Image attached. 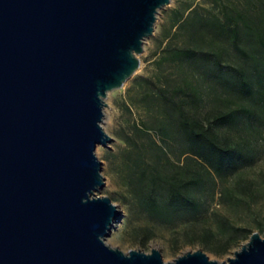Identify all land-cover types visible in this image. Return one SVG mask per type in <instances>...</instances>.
I'll return each mask as SVG.
<instances>
[{
	"label": "water",
	"instance_id": "water-1",
	"mask_svg": "<svg viewBox=\"0 0 264 264\" xmlns=\"http://www.w3.org/2000/svg\"><path fill=\"white\" fill-rule=\"evenodd\" d=\"M169 2L0 0V264H264L257 231L222 261L106 242L120 211L97 194L105 98Z\"/></svg>",
	"mask_w": 264,
	"mask_h": 264
},
{
	"label": "trees",
	"instance_id": "trees-1",
	"mask_svg": "<svg viewBox=\"0 0 264 264\" xmlns=\"http://www.w3.org/2000/svg\"><path fill=\"white\" fill-rule=\"evenodd\" d=\"M182 15L175 13L174 26ZM212 25V31L228 41L241 61L223 64L222 51L213 40L202 37V27L207 28L201 23L182 46L167 43L154 60L151 75L139 78L148 121L137 130L145 134L146 142L138 146L129 140L132 146L126 150L125 159L127 181L142 212L160 223L188 224L185 235L201 242L213 238L208 224L213 218L233 233L220 241L219 250L223 252L240 238L234 235L237 228L227 216L209 211L197 192L211 172L217 177L234 176L252 164L258 153L245 132L255 127L264 131V0L222 2ZM184 62L199 65L201 76L239 99L238 107L222 111L213 106L214 99L204 97L198 77L183 68ZM208 104L209 110L205 109ZM219 126L233 127L239 135L236 139L221 138L216 130ZM149 131L159 136L160 143ZM172 135L183 144L182 161L171 160L163 146ZM212 183L211 194L215 187ZM236 193L243 197H236ZM219 196L235 205L253 199L255 190L252 181L237 177L233 185L221 189Z\"/></svg>",
	"mask_w": 264,
	"mask_h": 264
},
{
	"label": "rangeland",
	"instance_id": "rangeland-1",
	"mask_svg": "<svg viewBox=\"0 0 264 264\" xmlns=\"http://www.w3.org/2000/svg\"><path fill=\"white\" fill-rule=\"evenodd\" d=\"M229 1L237 0H170L159 11L154 30L143 43V50L138 54V68L120 88L110 91L105 98L107 106L104 107L102 126L112 140L108 143L109 147H96V155L101 161V172L104 176V185L97 194L108 196L120 211V216L106 237V242L111 246L122 251L140 249L144 252H149L151 247H154L160 251L165 261H170L185 251L200 248L210 258L222 261L231 257L233 252L248 240L252 232L257 231L264 237V131L261 128L255 127L245 132L258 150L253 163L234 176L217 177L211 172L207 175L208 181L197 192L209 211L227 216L237 228L234 235L240 238L234 240L223 252L219 250L221 242L233 235L232 230L221 228L215 219L211 218L208 224L213 229V238L201 242L185 235L184 230L188 225L186 223L177 221L175 224H165L150 219L136 204L126 176L129 171L125 153L132 146L130 141H136L138 146L146 142L145 134L137 130L142 122L148 121V111L141 100L143 85H140L139 78L151 75L154 60L159 57L167 43L174 47L182 46L183 42H187L188 38L195 34L193 30L199 28L201 23L207 28L205 30L202 27V37L213 40L214 46L222 51L223 64L236 65L241 61L228 41L221 34L212 31V22L215 21L220 3ZM178 12L183 13L182 20L174 26L173 17ZM183 68L198 77L204 97L208 100L214 99L213 106L222 111L238 107L239 99L201 76L199 65L184 62ZM141 83L144 84L143 81ZM131 98L135 100L132 101ZM155 109L154 105L153 112ZM205 109L209 110L210 104ZM216 130L221 138L236 139L239 135L233 127L219 126ZM149 133L160 143L159 136L154 131ZM163 146L168 149L171 160H183V144L176 135H172ZM237 177L252 181L255 197L247 202L238 201L235 205L223 202L219 196L221 189L233 185ZM211 183L215 185L212 194ZM235 195L243 197L240 193Z\"/></svg>",
	"mask_w": 264,
	"mask_h": 264
}]
</instances>
